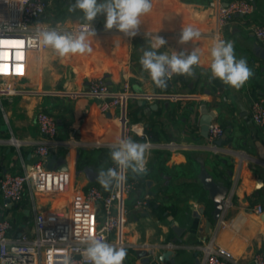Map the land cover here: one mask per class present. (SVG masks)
Returning a JSON list of instances; mask_svg holds the SVG:
<instances>
[{
    "label": "crops",
    "instance_id": "crops-1",
    "mask_svg": "<svg viewBox=\"0 0 264 264\" xmlns=\"http://www.w3.org/2000/svg\"><path fill=\"white\" fill-rule=\"evenodd\" d=\"M230 1L153 0L134 37L106 30L104 16H98L93 22L96 36L88 38L90 53L65 58L50 48L30 53L27 75L15 82L20 92L0 101V179L6 173L37 171L39 158L28 143L46 141L36 123L39 112L56 119L58 134L40 161L44 181L28 182L17 204L7 205L0 192V219L11 221V240L34 236L42 213L66 215L90 187L109 193L115 184L106 190L97 174L102 167H116L109 155L112 146L131 138L148 145L145 171L150 174L140 179L130 170L125 173L124 183L132 185L124 200L126 214L109 238L112 245L126 249L123 264H157V255L167 249L176 252L174 264H204L205 253L216 246L229 249L238 264H253L255 253L264 254V128L250 116L252 102L264 97V59L255 51L264 46L251 32L255 25H264V0H251L255 11L234 16L217 37V9ZM73 2L50 1L43 24L68 28L83 21L79 10L68 11ZM188 27L200 35L181 44L182 29ZM155 35L167 41L160 52H197L200 61L193 66V76L179 75L167 81L166 88L156 87L139 62ZM219 39L233 42L236 58H245L253 73L238 90L211 79L210 51ZM94 78L104 79L114 90L127 89V100L102 112L100 98L83 94ZM202 107L215 113L214 121L225 131L219 154L200 135ZM68 139L85 145L70 149L59 143ZM98 142L110 146L97 147ZM202 165L230 189L217 223L200 181ZM63 166L68 178L58 172ZM147 180L153 182L151 187ZM144 199L150 200L149 208L135 207ZM174 225L182 229L180 237Z\"/></svg>",
    "mask_w": 264,
    "mask_h": 264
},
{
    "label": "built area",
    "instance_id": "built-area-1",
    "mask_svg": "<svg viewBox=\"0 0 264 264\" xmlns=\"http://www.w3.org/2000/svg\"><path fill=\"white\" fill-rule=\"evenodd\" d=\"M57 1V0H50ZM48 0H0V101L2 97L20 92L15 82L27 75L30 53L49 48L42 43L40 33L53 29L43 24L42 19L47 13ZM153 1V0H152ZM256 9L251 0H231L217 9L216 35L228 25L236 15L249 16ZM84 21L77 22L68 28H54L61 32H78L82 30ZM104 26V23H103ZM112 31L119 32L116 29ZM253 36L264 46V25H255L251 30ZM179 75L173 74L168 81L175 80ZM128 88V85H126ZM83 94L100 98L102 112H110L119 108L127 100V89H112L102 78H94ZM250 116L259 127L264 128V97H257L251 104ZM36 123L45 142L31 143L36 149L39 162L36 172L13 174L6 173L0 179V192L7 205L19 203L24 195L26 185L30 181H44L46 171L41 162L49 153L50 142H55L58 134L56 119L46 112L36 115ZM225 131L216 121L209 126L207 139L210 148L219 154L221 147L216 144L223 139ZM70 149L84 146L85 143L76 139L59 141ZM87 144V143H86ZM109 147L110 144L96 143ZM68 178V171H58ZM132 185L115 186L109 193L97 187H90L83 195L75 199L66 215L45 212L39 217L34 236H21L14 240L8 237L13 226L9 219H0V261L2 264H91L85 261L83 253L87 241L95 238L109 242V238L120 229L126 214L124 200L129 195ZM147 206L146 199L138 201L135 207ZM261 213V205L256 207ZM253 264H264V254L257 252L252 257ZM204 264H238L233 253L222 246H216L205 253Z\"/></svg>",
    "mask_w": 264,
    "mask_h": 264
},
{
    "label": "clouds",
    "instance_id": "clouds-1",
    "mask_svg": "<svg viewBox=\"0 0 264 264\" xmlns=\"http://www.w3.org/2000/svg\"><path fill=\"white\" fill-rule=\"evenodd\" d=\"M152 0H74L69 4L68 11L82 13L84 21L82 30L61 32L56 29L44 30L40 33L42 43L52 49L59 57L69 55L86 54L92 51L89 37H95L96 31L93 22L98 16H104L106 30L116 29L127 37L138 34L141 25V17L152 10ZM199 32L191 27L183 28L179 43L184 44L195 37ZM167 41L159 35H155L150 47L143 51L140 57L142 69L146 71L153 83L158 88H166L167 81L173 74L193 76L194 65H198L200 58L195 50L185 52H160L159 49L166 45ZM211 55V79H219L225 85L240 89L252 76V71L243 57L236 58L234 44L224 39L217 40L210 51ZM148 145L137 143L131 138L119 139L110 151V158L116 165L115 168L104 170L102 167L97 174L98 183L106 190L114 184L119 187L126 181L125 173L130 170L133 174H140L146 170V152ZM127 252L123 247L104 242L100 239H89L83 253L85 261L91 264H123ZM67 264V262H66Z\"/></svg>",
    "mask_w": 264,
    "mask_h": 264
},
{
    "label": "water",
    "instance_id": "water-1",
    "mask_svg": "<svg viewBox=\"0 0 264 264\" xmlns=\"http://www.w3.org/2000/svg\"><path fill=\"white\" fill-rule=\"evenodd\" d=\"M255 51L257 55L264 59V47H256ZM202 116L199 120L200 125V135L203 139H208L209 137V126L212 123V121L215 118V113L212 111H209L206 107H202L201 109ZM223 143V139H219L216 144L221 146ZM61 172H66L67 168L65 166L61 167L59 170ZM150 174V171H144L137 176L140 179H145ZM200 181L203 185V188L208 192L209 199L211 200L213 204V211L211 213V219L214 223H217L223 213L224 206H225V200L227 199L230 189L227 185L224 183H221L220 181H217L215 177L208 173L205 166L202 165L201 172H200ZM262 182L259 180L257 182V185H260ZM146 184L148 187H151L153 182L151 180H147ZM149 196H154V193L152 191L149 192ZM148 208L151 206L150 200L147 201ZM157 207V205H155ZM148 215V213H146ZM174 231L176 232L177 236L180 237L182 233V229H180L177 225L173 226ZM174 242H177V240H174ZM176 255L175 250L167 249L161 254L157 255L156 262L157 264H168L169 262L171 264L175 263V259L173 256Z\"/></svg>",
    "mask_w": 264,
    "mask_h": 264
},
{
    "label": "rangeland",
    "instance_id": "rangeland-1",
    "mask_svg": "<svg viewBox=\"0 0 264 264\" xmlns=\"http://www.w3.org/2000/svg\"><path fill=\"white\" fill-rule=\"evenodd\" d=\"M2 115V114H1Z\"/></svg>",
    "mask_w": 264,
    "mask_h": 264
}]
</instances>
